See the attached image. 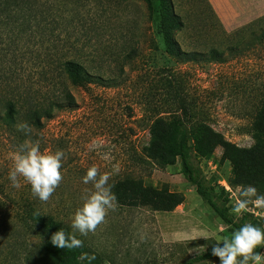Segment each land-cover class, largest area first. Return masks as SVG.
<instances>
[{
	"label": "rangeland",
	"instance_id": "1",
	"mask_svg": "<svg viewBox=\"0 0 264 264\" xmlns=\"http://www.w3.org/2000/svg\"><path fill=\"white\" fill-rule=\"evenodd\" d=\"M263 18L229 33L208 0H34L23 10L0 12V200L7 206L0 207V264H39L46 241L37 229L21 233L19 212L37 210L71 226L92 189L82 179L92 166L110 176L116 207L82 238L108 264H180L230 238L235 231L186 181L180 163L157 167L146 149L162 155V144L151 141L154 121L164 132L183 117L230 142L229 149L217 147L199 160L207 179L229 198L230 210L243 187L264 195V162L237 159V149L253 148L264 134ZM64 59L84 65L89 78L82 86L61 82L56 68ZM63 88L64 107L42 119V128L34 127L26 113L62 95ZM11 102L23 114L9 124ZM23 121L30 136L17 131ZM26 140H38L42 152L66 154L63 180L46 203L22 177L19 188L8 178L13 155ZM129 178L173 195L177 206L154 211L131 203L117 191ZM7 217L14 219L5 226ZM237 218L264 226V208L249 205ZM257 252L264 253V246Z\"/></svg>",
	"mask_w": 264,
	"mask_h": 264
},
{
	"label": "trees",
	"instance_id": "2",
	"mask_svg": "<svg viewBox=\"0 0 264 264\" xmlns=\"http://www.w3.org/2000/svg\"><path fill=\"white\" fill-rule=\"evenodd\" d=\"M33 2L34 0H0V12H9L12 8L23 10L27 6L31 7ZM56 71L61 82H65L66 80L73 86H82L86 82V77H88L84 65L76 59L61 60ZM64 93L65 90L63 88L62 95L56 96L54 100H47L48 104H37L34 110H29L26 113L25 117L31 121L34 127L38 129L42 128V119L49 118L55 109L59 110L64 107V101L67 99ZM20 114H23V112L19 109L18 105L13 102L8 104L5 114L6 120H8L7 123L10 124V121ZM160 124L161 121L156 120L150 127L153 144L160 142L163 146L162 155L159 157L154 154L152 147L146 149V157L151 163L160 168L180 163L181 174L186 181L196 187V191L203 202L233 231L238 230L246 223H251L264 229L263 224L256 220L249 221L247 218L238 219L236 216L230 215L229 198L219 192L216 186L207 179L199 164V160L209 159L217 147L229 149L231 147L230 142L226 141L220 133L215 132L211 128L201 130L195 126H189L185 119L180 116L175 117L170 123L169 128L164 132L158 131L157 127ZM237 152V159L241 164H262L264 162V134L256 137V145L253 148L237 149ZM117 191L120 194H125L127 200L131 203H135V205L142 203L154 211H171L178 204L177 200H174L173 195L163 194L153 188L145 187L143 180L137 178L120 181ZM121 197L125 196L121 195ZM0 207L7 208L1 200ZM18 218L20 221L18 223L21 225L18 229H20L22 234V231L26 227L29 230L37 229V232L35 231L36 235L46 241L40 251L39 264H89V261L86 259H78L81 253L95 255V259L90 264L109 263L106 256L89 245L77 232L75 234L78 239L83 241V247L69 250L54 246L51 243L53 233L62 228L66 233L71 234L73 229L70 225L59 222L51 216L45 217L37 210H32V213L29 212V214L27 212L26 215L24 212H19ZM13 219V217L3 219L5 226L7 222L10 223ZM4 230L7 231L6 227ZM15 234H19L18 230L15 231ZM214 244L216 243L210 244L205 250L194 256L187 257L180 264H220L219 259L211 254ZM113 264L115 263L113 262Z\"/></svg>",
	"mask_w": 264,
	"mask_h": 264
},
{
	"label": "clouds",
	"instance_id": "3",
	"mask_svg": "<svg viewBox=\"0 0 264 264\" xmlns=\"http://www.w3.org/2000/svg\"><path fill=\"white\" fill-rule=\"evenodd\" d=\"M16 128L25 136L32 134V128L27 121L18 122ZM65 155L62 149L42 152L38 140H26L20 146V151L13 155V167L8 178L13 187L19 188V178L22 177L30 184L33 196L46 203L63 180L61 168ZM82 179L84 184H91L92 189L82 197V205L71 217L73 232L68 234L61 228L51 236V243L61 249L83 247V241L75 233L85 237L90 232L95 233L98 226L105 222L109 210H115L116 207V197L111 191L108 183L110 176L107 173H101L97 167L92 166L87 169ZM249 205L264 208V195H258L257 189L251 185L239 190L238 198L229 214L239 217L248 210ZM260 246H264V229L246 223L232 233L230 238L225 237L222 242L214 244L211 254L219 259L220 264H264V253L256 251ZM78 259H86L90 264L95 255L81 253Z\"/></svg>",
	"mask_w": 264,
	"mask_h": 264
},
{
	"label": "crops",
	"instance_id": "4",
	"mask_svg": "<svg viewBox=\"0 0 264 264\" xmlns=\"http://www.w3.org/2000/svg\"><path fill=\"white\" fill-rule=\"evenodd\" d=\"M227 32L244 28L264 16V0H208Z\"/></svg>",
	"mask_w": 264,
	"mask_h": 264
}]
</instances>
